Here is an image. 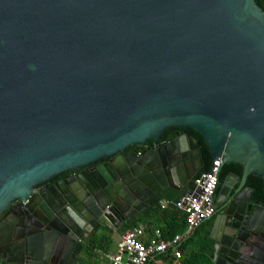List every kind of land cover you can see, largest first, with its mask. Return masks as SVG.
I'll list each match as a JSON object with an SVG mask.
<instances>
[{"label": "water", "instance_id": "1", "mask_svg": "<svg viewBox=\"0 0 264 264\" xmlns=\"http://www.w3.org/2000/svg\"><path fill=\"white\" fill-rule=\"evenodd\" d=\"M262 5L0 0V264H75L103 227L176 210L208 169L195 135L264 192Z\"/></svg>", "mask_w": 264, "mask_h": 264}, {"label": "flooded vegetation", "instance_id": "2", "mask_svg": "<svg viewBox=\"0 0 264 264\" xmlns=\"http://www.w3.org/2000/svg\"><path fill=\"white\" fill-rule=\"evenodd\" d=\"M256 2L263 6L262 0ZM168 135L169 133H164L162 141L168 139ZM148 144L151 145V142ZM137 150V147H130L127 152L136 153ZM226 166L231 169L224 173L222 171ZM226 180L227 192L220 195V189ZM219 196L220 205L217 206L215 200H218ZM213 203V215L202 224L209 227L212 259L213 245L219 237L227 244L225 247H219L217 256L224 259L228 256L232 259L230 262L223 260L220 264H264V192L261 177L252 172L243 181L242 165L237 163L224 165L217 177ZM214 224L216 228L211 233ZM229 236L233 237V240Z\"/></svg>", "mask_w": 264, "mask_h": 264}, {"label": "built area", "instance_id": "3", "mask_svg": "<svg viewBox=\"0 0 264 264\" xmlns=\"http://www.w3.org/2000/svg\"><path fill=\"white\" fill-rule=\"evenodd\" d=\"M148 147H152V143L144 146V148ZM219 167L220 162L213 161L206 171L194 176V189L182 191L173 201L176 210L184 216L185 231L182 234L165 240L160 230H155L147 238H144L142 228L127 230L119 235L115 252L106 256L109 264H147L158 255L165 253L173 258L172 264H179L181 252L178 246L213 215V198ZM159 206L161 209H167L168 203L160 202Z\"/></svg>", "mask_w": 264, "mask_h": 264}, {"label": "trees", "instance_id": "4", "mask_svg": "<svg viewBox=\"0 0 264 264\" xmlns=\"http://www.w3.org/2000/svg\"><path fill=\"white\" fill-rule=\"evenodd\" d=\"M190 133H192L190 131ZM197 139L201 143L202 150V158L205 163L206 168L210 166V158L207 153L205 145L202 143L200 137L195 135ZM230 166V165H229ZM224 167V173H227L231 167ZM154 211H150L146 213L143 217L141 223L144 226H147V220L152 216L158 217L161 221L160 232L162 234L163 239L168 240L173 238L175 235L183 233L185 230V220L184 216L178 210L172 209H161L156 208ZM151 225V224H150ZM136 224H128L124 223L117 228V232L122 234L127 230H131L136 228ZM198 229V228H197ZM197 229L193 232L191 236H189L185 241H183L178 249L181 252V257L179 259L180 264H213L212 263V248H211V240L208 237L209 229L206 230L203 234H201V239H198ZM108 227H103L100 230L98 235H93L84 241V244L81 247L80 254L86 255V257L92 258L94 255V250H100L101 252L106 253L108 250V245L112 243L111 238L108 233ZM79 256L76 264H87L85 260ZM154 260H161L163 264H172L173 258L170 257L168 253L158 255ZM154 260L148 262L147 264H154ZM85 261V262H84Z\"/></svg>", "mask_w": 264, "mask_h": 264}, {"label": "crops", "instance_id": "5", "mask_svg": "<svg viewBox=\"0 0 264 264\" xmlns=\"http://www.w3.org/2000/svg\"><path fill=\"white\" fill-rule=\"evenodd\" d=\"M159 207L160 206L158 205L156 208H159ZM156 208H153V209L156 210ZM153 209L145 210L135 220V224L137 225L136 228H142L143 229V231H144V238H147V237L151 236L155 230H160L161 225H162L160 219L158 217H155V216H152L151 218H149L147 220V226H144L143 223H141V221L143 220V217L146 215V213H148L150 211H154ZM128 224H130V223H128ZM106 227H108V229H111L112 228L110 225H107ZM208 228L209 227H206V226L201 225L197 229V232H199L200 234H203L206 230H208ZM116 230H117V228L116 229L114 228L113 231L109 232V230H108V233H107V235L110 236L111 241L114 242V243H116L118 241L119 235H120ZM93 253H94V255L92 256V258H90V257L88 258V257H86V255H82L80 253L78 254V256L82 257L83 258L82 260H85L86 261V262L84 261L85 263H87L88 261H90V262L95 261V260H97L98 256H102L103 259L106 261V263L109 264L108 260L106 259V256L109 255V253H107V252L104 253V252H101L100 250H94ZM178 262L180 264V261L179 260H178ZM154 264H163V262L161 260H154Z\"/></svg>", "mask_w": 264, "mask_h": 264}, {"label": "rangeland", "instance_id": "6", "mask_svg": "<svg viewBox=\"0 0 264 264\" xmlns=\"http://www.w3.org/2000/svg\"><path fill=\"white\" fill-rule=\"evenodd\" d=\"M185 231V230H184ZM182 234V233H180ZM201 234L198 232V236H196L198 239H201ZM115 249H116V243L112 242L108 245V250H107V253L111 254V253H114L115 252ZM105 257V256H104ZM107 259V258H106ZM107 264L106 261L103 259L102 256H98L97 260L95 261H88L87 264Z\"/></svg>", "mask_w": 264, "mask_h": 264}]
</instances>
